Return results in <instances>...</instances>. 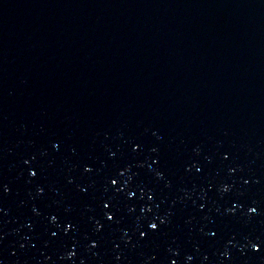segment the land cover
<instances>
[{"label": "water", "instance_id": "water-1", "mask_svg": "<svg viewBox=\"0 0 264 264\" xmlns=\"http://www.w3.org/2000/svg\"><path fill=\"white\" fill-rule=\"evenodd\" d=\"M258 237L264 0H0V264H264Z\"/></svg>", "mask_w": 264, "mask_h": 264}, {"label": "snow or ice", "instance_id": "snow-or-ice-1", "mask_svg": "<svg viewBox=\"0 0 264 264\" xmlns=\"http://www.w3.org/2000/svg\"><path fill=\"white\" fill-rule=\"evenodd\" d=\"M56 146L58 147V144H57ZM134 147H137V148H138L139 145H138V144H134ZM225 155H227V153H225ZM84 169H85V171H91V170H92V165H91L90 163H88V162H85V163H84ZM123 170H124L123 168L120 169V171H123ZM29 173H30V175H32V176L37 175V173H38V168H37L36 166H32V167H30V168H29ZM158 175H163V173L160 172V173H158ZM109 182H110V183H109L108 186H109V187H114L116 192H119L121 189L124 188V184H119V185L117 186L118 181H117V178H115V177H109ZM125 183H126V182H125ZM78 187L83 188L82 185H78ZM210 187H211V186H210ZM223 187H224V188H227L228 185L225 184ZM3 188H4V190L6 191V190L8 189V186H7L6 184H4V185H3ZM37 190H38L39 192H43V191H44V188H43V186H41V185H37ZM83 191L87 192L88 189H87V188H83ZM140 191H141V192H144V188H141ZM127 195H128V196H134L135 193H134L133 191H131V190H128V191H127ZM148 195H149V197L151 198V196H152V192H151V190L148 191ZM101 204H102V208H103V211H104V216H105L106 218H108V219H115V209L112 207V202H111V200H110V199H104V200L101 201ZM241 206H242V205H241ZM200 207L203 208L204 205L201 204ZM229 211H235V209H234V208H230ZM248 211H249L250 213H255V212L258 211V207H257L256 205H250V206L248 207ZM57 218H58V217H57V214H56V213H52V214H51V219H52L53 221L57 220ZM163 219H164V217L161 216V217H160V220H163ZM154 221H155V222L151 223V225H150V227H149L150 229H156V228L158 227V221H157V220H154ZM65 224H66L65 231H67L68 229H71V228L76 227V223H75L73 220H71V219L66 220V221H65ZM96 226H97V227H102L103 225L101 224V222H100L99 220H97V221H96ZM55 234H56V233L53 232V235H55ZM211 234H212V235H215V231H213ZM140 235H141V236L145 235V232H144V231H141ZM91 242H92V244H96V243H97V241H96L95 239H93ZM249 243L251 244L252 248H254V249H256V250H260V249L264 248V238H260V237H258V238L256 239V241H249ZM73 247H75V245H73ZM73 254H74V253L71 252V251L68 253L69 256H71V255H73ZM189 259H191V257H189ZM173 264H175V262H173Z\"/></svg>", "mask_w": 264, "mask_h": 264}]
</instances>
